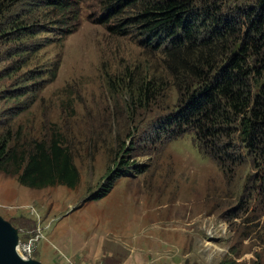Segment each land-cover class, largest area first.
Segmentation results:
<instances>
[{
  "label": "rangeland",
  "instance_id": "rangeland-1",
  "mask_svg": "<svg viewBox=\"0 0 264 264\" xmlns=\"http://www.w3.org/2000/svg\"><path fill=\"white\" fill-rule=\"evenodd\" d=\"M28 1L0 22V135L13 118L31 138L58 133L81 179L37 190L0 173L10 250L31 264H264V194L241 145L237 162L207 147L219 167L190 134L171 139L162 124L177 99L169 80L147 105L129 99L153 58L134 35L101 23L103 0L81 3L67 27L58 12L49 25L41 12L52 10ZM36 23L30 35L14 32ZM114 169L122 176L113 190L88 201ZM31 239L26 255L18 245Z\"/></svg>",
  "mask_w": 264,
  "mask_h": 264
},
{
  "label": "trees",
  "instance_id": "trees-1",
  "mask_svg": "<svg viewBox=\"0 0 264 264\" xmlns=\"http://www.w3.org/2000/svg\"><path fill=\"white\" fill-rule=\"evenodd\" d=\"M27 1L0 0V22L10 20L19 3ZM85 1L41 0L32 5L52 10L41 12L49 25L54 23L52 13H60L61 25L67 27L65 19L72 16L78 21L79 6ZM102 16L101 23L111 33L134 35L153 58L149 75L134 93L128 92L129 99L147 105L158 98L159 86L171 81L176 104L162 121L171 139L190 134L198 150L219 167L207 147L237 162L233 150L239 143L257 170L254 191L258 197L264 194V0H103ZM40 25L20 24L14 32L30 35ZM133 76L129 73L131 82ZM10 121L0 135V173L30 189L79 185L73 151L58 133L39 140L31 138L15 118ZM121 176L119 170H111L88 201L104 199Z\"/></svg>",
  "mask_w": 264,
  "mask_h": 264
},
{
  "label": "water",
  "instance_id": "water-1",
  "mask_svg": "<svg viewBox=\"0 0 264 264\" xmlns=\"http://www.w3.org/2000/svg\"><path fill=\"white\" fill-rule=\"evenodd\" d=\"M5 224L0 220V264H24L15 253V248L13 251L9 248L11 232L8 225Z\"/></svg>",
  "mask_w": 264,
  "mask_h": 264
},
{
  "label": "built area",
  "instance_id": "built-area-1",
  "mask_svg": "<svg viewBox=\"0 0 264 264\" xmlns=\"http://www.w3.org/2000/svg\"><path fill=\"white\" fill-rule=\"evenodd\" d=\"M33 244V239H31V241L28 243V244H25V245H23V248H22V244L21 243H19V247H20V249H21V251L24 253V254H26V255H28V252L31 254V251H32V245ZM62 258H65V256L64 255H62ZM31 259V258H30ZM66 259V261H67V263L68 264H85V263H78V262H75V261H73L72 259H69V258H65Z\"/></svg>",
  "mask_w": 264,
  "mask_h": 264
},
{
  "label": "bare ground",
  "instance_id": "bare-ground-1",
  "mask_svg": "<svg viewBox=\"0 0 264 264\" xmlns=\"http://www.w3.org/2000/svg\"><path fill=\"white\" fill-rule=\"evenodd\" d=\"M20 249V248H19ZM21 250V249H20ZM15 253L17 254V256L19 257L18 253L15 250ZM19 259L24 263V264H31L30 262H28V260L25 262V260H23L22 258L19 257Z\"/></svg>",
  "mask_w": 264,
  "mask_h": 264
},
{
  "label": "crops",
  "instance_id": "crops-1",
  "mask_svg": "<svg viewBox=\"0 0 264 264\" xmlns=\"http://www.w3.org/2000/svg\"><path fill=\"white\" fill-rule=\"evenodd\" d=\"M96 262V261H95Z\"/></svg>",
  "mask_w": 264,
  "mask_h": 264
}]
</instances>
